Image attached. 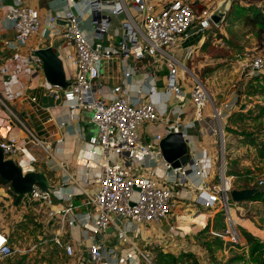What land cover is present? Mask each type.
I'll return each instance as SVG.
<instances>
[{"label":"built area","instance_id":"1","mask_svg":"<svg viewBox=\"0 0 264 264\" xmlns=\"http://www.w3.org/2000/svg\"><path fill=\"white\" fill-rule=\"evenodd\" d=\"M37 1L0 0V6L11 4L6 19L12 23L11 35L0 40V49L10 52L14 59L25 58L32 76L44 74L42 59L36 54L39 49L27 51V43L46 31V37L59 38L74 49L71 58L76 75L68 80L67 88L51 85L45 78L40 83V94H33L37 87L32 83H22L23 90H13L16 79L6 67L8 58L1 59L0 112L20 133L0 137V150L7 160L19 158L31 165L36 162L32 149H41L46 155L53 150L52 144L41 139L11 111V101L29 102L37 116L51 115L56 109L54 105L60 103L71 113L89 112L98 134L89 140L83 137L84 148L98 166L99 173L95 193L88 195L86 200V212L74 214L71 198L66 204L55 206L50 195L38 185L29 195L48 205L51 218L58 217L64 222L68 218L73 231L80 229L84 235L79 234L78 242L83 237L92 242L86 251L77 253L73 245L63 246L57 240L69 256L78 255L82 260L87 257L91 264H154L153 252L138 247L130 234L140 235L146 227L161 225L181 207L184 194L179 189L178 177L186 176V171L164 159L159 143L170 134L186 136V131L193 127L183 119L186 109L169 110L167 106L171 97L181 93L180 81L189 73L174 53L180 49L185 52L183 45L194 34L204 36L210 27V15L207 10L198 15L187 0L170 1L161 7L152 4L151 0H59L63 2L62 9L49 16L45 28ZM59 20L69 22L71 26H59ZM197 22L198 30L194 26ZM111 33L113 41L108 37ZM186 51L189 59L194 49L187 48ZM114 60L123 69L124 77L115 85L109 77H103V68ZM164 67H168L169 75L161 93L154 82L151 84V77ZM251 69L255 75L264 77V58L254 57ZM142 73L148 76L145 80L149 81L146 83L149 88H142L138 101H133L128 79ZM192 77L193 112L195 121H201L211 103V95L196 76ZM45 123H53L52 117L49 116ZM152 123L159 129L154 135L155 142L144 143L139 131L145 124ZM67 126L62 123L58 128L67 129ZM213 159L212 155L202 162L190 159L191 166L195 167L193 177L197 179L190 191L197 193L195 203L199 206L223 212L225 228L221 232H212L213 237L222 239L229 247H237L242 243L241 228L245 229L238 216L241 204L230 198V178L224 177L222 186L209 185V180L215 177ZM153 162L157 167L152 166ZM260 185H264V181ZM109 229H117L118 245L111 247L106 243ZM181 232L176 225H170L169 238H185ZM127 245L128 248L124 247ZM13 254L8 237L0 232V262Z\"/></svg>","mask_w":264,"mask_h":264},{"label":"rangeland","instance_id":"2","mask_svg":"<svg viewBox=\"0 0 264 264\" xmlns=\"http://www.w3.org/2000/svg\"><path fill=\"white\" fill-rule=\"evenodd\" d=\"M170 1L175 0H151L159 7ZM187 1L198 15L204 10L210 15V27L187 60L189 73L181 84L191 85L189 75H194L211 95L203 142L216 159L212 184L222 186L228 177L231 190L260 188L263 194L240 203L238 216L245 227L241 228L245 237L242 245L230 249L222 239L213 237L211 231L225 228L221 212L214 224L209 223L208 233L204 230L200 234L197 229L191 239L187 238L189 244L182 243L185 248L155 244L154 264H264V185H260L264 181V77L251 69L254 57L264 58V19L260 18L264 16V0ZM194 26L198 30L199 23ZM86 114L90 118L91 114ZM91 125L97 136V127ZM25 176L29 181L46 183L38 172ZM32 200L0 176V228L14 250L0 264H81L78 255L69 256L56 243L57 239L63 246L69 243L68 218L66 222L53 219L45 202Z\"/></svg>","mask_w":264,"mask_h":264},{"label":"crops","instance_id":"3","mask_svg":"<svg viewBox=\"0 0 264 264\" xmlns=\"http://www.w3.org/2000/svg\"><path fill=\"white\" fill-rule=\"evenodd\" d=\"M26 1L28 2L29 0ZM37 5L41 11L46 28L49 16L54 12L61 11L63 2L59 0H38ZM10 6V3L5 4V6H0V40L9 37L12 32V23L6 19ZM59 26L63 25L59 24ZM112 35L113 33L108 36L110 41L114 40ZM200 37L201 36L194 34L193 37L185 41L183 45L185 52L180 49L174 53L175 58L182 65L187 67L188 64L186 49H195L200 47L202 42V38L200 40ZM47 47H51L63 62L66 79H73L76 75V67L71 58L75 54L73 48L68 47V45L64 42H61L59 38L46 37V31L39 36L32 37L27 43V51L28 49L32 51ZM195 53L196 51L194 50L193 54ZM12 56L13 55L10 52L0 49V60L8 58L6 67L9 74L14 76L16 79L12 85V89L23 90V87L21 86L22 83H32L35 87H37V89L33 91V94H40L42 91V88H39L40 83L45 79V75L39 74L32 76V74L28 73L27 60L25 58L17 60ZM187 70L189 71L188 67ZM122 72L123 69L120 68L118 61L114 60V62L103 68V77H109L113 85L119 84L121 80L124 79ZM187 74L188 73H186L184 78L182 76L181 81H184ZM144 75L145 74L142 73V75H135L134 77L128 79L133 101H138L139 91L142 88L144 90L149 88V85L146 84L149 83V81L147 82V80H145L148 76ZM168 75V67H164V69H161L159 73L154 74L151 77V84L154 82L157 90L161 93H163L166 88ZM189 76L192 80L191 85H182L180 81L181 93L171 97L169 101H167V106L169 110H172L175 107H182L186 109L183 119L185 123L193 124V127L186 131V136L180 134H170L166 136L163 142L159 143L164 159L167 161L168 159H179V157L183 155H190L191 161L194 160L202 162L203 160H207L209 155H212L210 149L207 148L203 142L205 140V128L203 122L205 121L207 111L204 113V119L201 121H195V113L193 112V103L190 96V90L194 85V80L191 75ZM1 79L2 78L0 76V92L3 90ZM44 99L46 98H43V100ZM49 106H51V103ZM9 107L11 111L25 121L41 139L46 140L48 143L53 145V150L50 152V155L44 154L41 149H32L31 154L36 158V162L33 165L28 164L19 158L14 159V161H16L17 165L23 170L24 174L38 172L44 176L46 180L44 185L47 188V193L50 195V198L55 206L58 207L59 205L66 204L68 199L71 198L70 202L74 207L73 213H85L87 210L85 205L86 200L88 195H93L95 193L97 188L96 177L99 173L98 166L92 159H90L84 148L85 141L83 140V137H85V140H89L91 137L95 136V130L91 125V115L89 118L86 114L87 112L71 113L67 106L62 105V103L54 105L56 109L52 111L51 115L43 113L40 116H37L32 111V106L27 101H11L9 102ZM49 116L52 117L53 123L44 124L45 120ZM62 123H66L68 128L59 129L58 126ZM158 131L159 129L156 124H145L140 129L139 135L144 143H154V135ZM19 133L20 130L16 126H12L11 123H8L5 114L0 112V137H4L8 134ZM58 140H61L60 144L57 143ZM215 162L216 159H213V165ZM191 163L192 162L189 161L186 166L182 164L180 166L183 167L182 170L186 171V176L181 175L178 177L179 189L183 191L184 194L180 209L173 217L163 221L161 225L154 224L146 227L142 230L140 235L130 234L132 242L138 247H145L153 251L155 244L156 246L158 244V246L161 247H169V243H172L170 246H173L174 249L185 248V245L182 243L187 241V238L191 239L197 229L201 232L200 234H203V231L206 230L204 233L206 234L209 230V223L211 222L214 224L216 216L220 214L218 209L209 211L203 208L200 210L196 204H193L197 193L195 191L191 192L190 187L196 185L197 179H194L193 177L195 167H192ZM21 164L22 167L20 166ZM87 164H89L88 169L86 168ZM156 164L157 163L153 162L152 166L157 167ZM135 171L137 172L138 170ZM209 185L216 187V185L212 184V179L209 180ZM199 220L201 223L198 222ZM164 223L167 224L166 227ZM170 225H176L179 230L182 231L181 235H185L186 237H178L173 239V242H171L172 239L169 238L171 236L169 233ZM75 230L76 231H73L72 229L73 233L71 231L68 244L73 245L76 252H79L80 250L86 251L87 248L92 245V242L84 237L81 239V242H78L80 237L79 234H84L78 228ZM134 230L135 228L132 229V231ZM0 232L2 235L8 237L10 241L9 236L2 231L1 228ZM147 232L149 235H147ZM212 232L214 231H211V233ZM242 237V243L240 245H242L245 240V237ZM57 238H59V236ZM57 240L59 241V239ZM186 243L189 244L188 241ZM124 247L128 248L129 246L127 245ZM230 249L232 248L230 247ZM79 260L81 261V264H91L87 257H85L84 260L79 258Z\"/></svg>","mask_w":264,"mask_h":264},{"label":"water","instance_id":"4","mask_svg":"<svg viewBox=\"0 0 264 264\" xmlns=\"http://www.w3.org/2000/svg\"><path fill=\"white\" fill-rule=\"evenodd\" d=\"M110 1V0H104ZM58 24L63 26H71L69 22H64L59 20ZM36 54L42 59L43 62V72L46 80L54 86H60L67 88L69 86V81L66 79V73L64 70L63 62L55 51L51 47L40 49ZM47 99H44L46 102ZM191 159L190 155H183L179 159L169 160L173 162L174 167H180L182 165H187ZM191 162V161H190ZM23 170L13 161L5 159L3 152L0 150V176L8 181L12 182V185L17 192H27L30 194L35 185L40 186L44 191H48L44 183H37L34 180H28L25 176ZM26 189V190H25ZM261 192L260 188H246V189H234L230 191V198L234 203H243L245 201L252 200L256 197L258 193ZM106 243L108 246H114L119 244L117 229H109L107 231ZM115 239V240H114ZM176 259H174V263Z\"/></svg>","mask_w":264,"mask_h":264},{"label":"trees","instance_id":"5","mask_svg":"<svg viewBox=\"0 0 264 264\" xmlns=\"http://www.w3.org/2000/svg\"><path fill=\"white\" fill-rule=\"evenodd\" d=\"M260 18H262V19H264V16H261ZM253 24L256 26V23L255 22H253ZM263 193L262 192H260V193H258L257 195H256V197L258 196V195H262ZM255 197V198H256ZM255 198H253L252 200H254Z\"/></svg>","mask_w":264,"mask_h":264},{"label":"bare ground","instance_id":"6","mask_svg":"<svg viewBox=\"0 0 264 264\" xmlns=\"http://www.w3.org/2000/svg\"><path fill=\"white\" fill-rule=\"evenodd\" d=\"M209 156H211V155H209ZM226 183H227V186H228L229 185V180H227Z\"/></svg>","mask_w":264,"mask_h":264}]
</instances>
